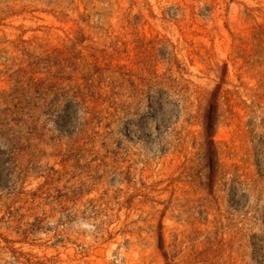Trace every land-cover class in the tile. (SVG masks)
I'll list each match as a JSON object with an SVG mask.
<instances>
[{"label":"rangeland","instance_id":"obj_1","mask_svg":"<svg viewBox=\"0 0 264 264\" xmlns=\"http://www.w3.org/2000/svg\"><path fill=\"white\" fill-rule=\"evenodd\" d=\"M0 264H264V0H0Z\"/></svg>","mask_w":264,"mask_h":264},{"label":"trees","instance_id":"obj_2","mask_svg":"<svg viewBox=\"0 0 264 264\" xmlns=\"http://www.w3.org/2000/svg\"><path fill=\"white\" fill-rule=\"evenodd\" d=\"M162 246V245H161Z\"/></svg>","mask_w":264,"mask_h":264}]
</instances>
